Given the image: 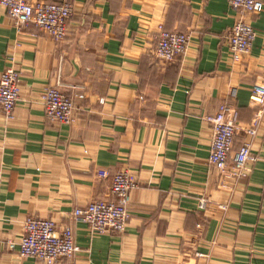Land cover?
Returning a JSON list of instances; mask_svg holds the SVG:
<instances>
[{
  "label": "crops",
  "instance_id": "0c3cea01",
  "mask_svg": "<svg viewBox=\"0 0 264 264\" xmlns=\"http://www.w3.org/2000/svg\"><path fill=\"white\" fill-rule=\"evenodd\" d=\"M45 1L73 8L61 42L20 30L0 4V74L21 73L13 117L0 105V264H44L10 246L31 215L73 226L80 250L67 264H264V104L251 101L264 80V4L241 15L229 0ZM240 18L257 36L236 61L228 39ZM160 28L190 35L173 62L154 56ZM57 83L75 97L69 123L45 115L43 95ZM222 103L238 108L243 128L259 111L256 134L240 131L229 157L251 142L256 160L242 179L210 163L204 117ZM122 170L139 181L125 230L76 221V207L117 200Z\"/></svg>",
  "mask_w": 264,
  "mask_h": 264
},
{
  "label": "built area",
  "instance_id": "2783aa9c",
  "mask_svg": "<svg viewBox=\"0 0 264 264\" xmlns=\"http://www.w3.org/2000/svg\"><path fill=\"white\" fill-rule=\"evenodd\" d=\"M232 7L240 12L261 10L264 0H229ZM0 4L8 9L16 26L22 30L34 25L51 37L61 42L66 36L67 23L71 16L70 5L64 2H50L45 0H0ZM231 34V35H230ZM231 48L235 59H239L240 52H245L252 47L256 39L253 28L245 23L238 22L232 27L230 33ZM190 36L187 33L163 29L157 43L156 54L162 60H173L186 53ZM21 73L11 67L0 74V104L9 118L15 112L17 101L21 92ZM61 83L49 87L44 95V104L51 120L69 121L73 103L61 91ZM236 94V91H233ZM251 101L260 108L264 104V80L257 81L251 90ZM259 112V111H258ZM258 112L251 122L250 134H255L258 123ZM205 118V117H204ZM216 131L214 146L211 151V162L217 166L221 173L229 170L228 157L231 147L234 148V134L240 112L238 108L221 104L216 115L207 116ZM231 172L238 177L245 178L251 171V156L248 144L238 149ZM105 174V173H104ZM241 178V179H242ZM136 185L135 179L128 172H118L114 178V192L118 201L114 203L98 202L91 204L86 209H78V219L89 223L93 229L105 232L112 228L122 230L129 214L127 204L129 191ZM206 202L200 201V208H206ZM28 234L22 243L23 255L35 256L47 264H56L59 257L71 256L76 247L74 233L71 228H66L62 235L55 232L52 221L29 219Z\"/></svg>",
  "mask_w": 264,
  "mask_h": 264
},
{
  "label": "bare ground",
  "instance_id": "6f19581e",
  "mask_svg": "<svg viewBox=\"0 0 264 264\" xmlns=\"http://www.w3.org/2000/svg\"><path fill=\"white\" fill-rule=\"evenodd\" d=\"M66 4H68V3H66ZM68 5H70V4H68ZM3 6V5H2ZM70 7H71V16H72V13H73V8H72V6L70 5ZM262 9H263V7H262ZM261 9V10H262ZM261 10H258V11H254V12H252V11H242L241 12V15H245V14H258ZM238 11V10H237ZM240 12V11H239ZM71 16H70V18H71ZM70 18H69V20H70ZM69 20H68V23H67V29H66V36H65V38L63 39V40H65L66 39V37H67V34H68V29H69ZM238 22H245V23H247V24H249L252 28H253V30L255 31V33H256V30H255V28L253 27V25L249 22V21H247L245 18H240L238 21H236V23L234 24V26L238 23ZM233 26V27H234ZM25 29V28H24ZM232 29V28H231ZM162 28H160V30H158V33H159V37H160V34H161V32H162ZM231 31V30H230ZM183 33H185V32H183ZM188 34V33H187ZM231 35V34H230ZM230 35H229V39H228V41H229V46H230V49H231V54H232V57H233V59L234 60H236V61H238V60H240L241 59V57H244V56H246L247 54H249L250 53V50H251V48L252 47H250V49L248 50V51H245V52H240V54H239V59H235V57H234V53H233V50H232V48H231V42H230ZM190 36V35H189ZM256 36H257V33H256ZM62 40V41H63ZM158 41H159V39H158ZM158 43V42H157ZM189 44H190V39H189ZM189 46V45H188ZM187 50H188V48H187ZM156 51H157V44H156V47H155V49H154V56L160 61V62H164V63H170V62H173V61H175L176 60V58L175 59H173V60H162V59H160V58H158V56H157V54H156ZM187 52V51H186ZM184 55V54H183ZM3 73V72H2ZM58 84V83H57ZM62 86V85H61ZM51 87V86H50ZM48 89V88H47ZM46 89V90H47ZM45 90V91H46ZM61 91H62V93L66 96V97H68V98H70L71 99V101H72V103H73V107H72V110H71V118H70V120L69 121H64V120H51V118L48 116V113H47V109L45 108V115H46V118H47V120L49 121V122H51V123H69L72 119H73V113H74V110H75V108H76V102H75V97H69L64 91H63V89L61 88ZM20 94H21V92H20ZM20 98V97H19ZM19 100V99H18ZM104 100L105 99H101V102H104ZM44 102V101H43ZM1 105V104H0ZM45 105V104H44ZM226 105V104H225ZM2 107V106H1ZM3 109V108H2ZM5 113V112H4ZM6 114V113H5ZM217 114V113H216ZM216 114H211V115H216ZM207 116H210V115H207ZM206 116V117H207ZM206 117H205V121L211 126V128H212V131H213V135H212V144H211V151H212V149H213V146H214V140H215V136H216V131H215V127H214V125L211 123V122H209L207 119H206ZM238 125H237V128H236V131H235V134H234V137H233V140H235V137H236V135L240 132V131H245V133L247 134V135H249V136H254L255 134H256V132H257V126H256V132H255V134H250L249 133V129L251 128V126L252 125H250V127H247V128H243V127H241L240 126V123L238 122L237 123ZM244 144H248L249 145V149H250V156H251V161H250V165H251V168H252V164L254 163V161L256 160V155H254V153H253V151H252V144H251V142L250 141H245L243 144H242V146L244 145ZM241 146V147H242ZM232 148H233V145H232V147H231V150H230V154H229V157H230V155L232 154L231 152H232ZM239 151V150H238ZM238 151L236 152V154L238 153ZM210 154H211V152H210ZM236 154H235V157H236ZM211 156V155H210ZM229 157H228V165H229V170L230 171H228V172H226V174L227 173H229L230 175H233V177H237V178H242V177H238V176H236V175H234L233 174V172H231V169H232V167H234L235 165H236V161H235V158H234V161H233V163L230 165V163H229ZM210 163L214 166V167H216V169L218 170V171H220L218 168H217V166L215 165V164H213L212 162H211V159H210ZM119 172H128L127 170H122V171H119ZM118 173V172H117ZM129 173V172H128ZM130 174V173H129ZM131 175V174H130ZM132 176V175H131ZM114 178H115V176H114ZM134 179H135V183H136V185L133 187V188H130V191H129V195H130V192L132 191V189H134V188H136L138 185H139V181H138V179L137 178H135L134 177ZM113 183H114V180H113ZM112 192H113V195H115L116 197H117V200L116 201H110V202H108V201H93V202H90V203H88V204H86V205H84V206H80V207H76L75 209H74V211H73V216H74V218H75V220L76 221H79V222H81V223H84L85 225H88L90 228H91V230L92 231H94L95 233L97 232V233H102V234H106V233H122L124 230H125V226H126V223H127V221L129 220V218H130V210H129V208H128V204H127V212H128V214H129V218L127 219V221H126V223H125V226H124V228L122 229V230H116V229H112V228H109V229H107L105 232H101V231H99V230H95V229H93L92 228V226L89 224V223H86V222H83V221H81V220H79L78 219V216L76 215V211L78 210V209H86V208H88L91 204H93V203H98V202H105V203H107V204H109V203H114V202H117L118 201V196L116 195V193L114 192V184H112ZM201 202H203V203H205L206 202V207L208 206V202H207V200L206 199H203V200H201ZM128 203H129V201H128ZM200 205V204H199ZM200 207V206H199ZM223 207V206H222ZM205 209V208H204ZM29 219H39V220H48V221H52L53 223H54V225H55V232L57 233V234H59V235H62V233L64 232V230L66 229V228H71L72 229V231H73V235H74V245H75V247L77 248L76 249V251H74L73 252V254L71 255V256H66V255H64V256H61V257H59V259H58V261H57V263L56 264H67V262L65 261V260H69V259H73L75 256H76V254H77V252L80 250V248H79V246L77 245V243H76V238H75V229L73 228V226H71V225H65V226H63V227H59L58 226V224L52 219V218H42V217H38V216H33V215H31V216H28L27 217V219H26V221H25V223H24V235H23V237L20 239V241L18 242V243H14V242H11V244H10V246L11 247H13V248H16V245L18 246V248H17V252H18V254L20 255V257H22V258H35V259H37L38 261H40L41 263H44V264H47L46 262H44L43 260H41V259H39V258H37V257H35V256H32V255H23V253H22V243H23V240L26 238V236H27V234H28V230H27V225H28V220Z\"/></svg>",
  "mask_w": 264,
  "mask_h": 264
}]
</instances>
